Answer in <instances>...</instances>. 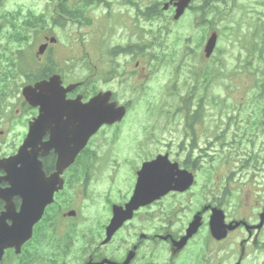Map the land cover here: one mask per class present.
<instances>
[{"label":"flooded vegetation","instance_id":"1","mask_svg":"<svg viewBox=\"0 0 264 264\" xmlns=\"http://www.w3.org/2000/svg\"><path fill=\"white\" fill-rule=\"evenodd\" d=\"M194 1L176 18L182 0H124L125 20L120 22L137 42L112 48L107 67L101 63L97 66V75L99 67L104 66L98 81L111 84L123 67L122 75L133 79L137 88H144L152 74L143 65V61L149 65L148 47L162 48L159 40L144 42V34L164 31V15L168 12L176 22L189 12L196 27L199 14L203 17L208 13L205 3L196 8ZM204 23L208 24L206 19ZM208 32L209 38L216 33L219 42L218 32ZM209 38L204 44L203 63L211 62L217 54L218 42L212 56H205ZM57 43H50L45 37L46 49L36 55V62L37 72L47 73L43 78L33 77L32 82L27 80L26 85L58 75L65 88L76 87L67 92L64 107L62 102L50 103L45 122H38L39 107L26 108L30 112L27 132L13 154L33 129V145L29 149L32 173L29 180L17 182L13 189L7 181L10 175L0 170V248L14 243L4 249L0 264H264L257 257L264 256V190L258 196L245 192L237 195L228 183L221 184L218 172L226 175L221 159L217 166L212 160L206 168L207 158L214 156L207 148L222 147L224 138V108L216 110L214 126L207 120L213 119L210 107L224 101L221 95L212 97L209 92L205 74L208 71L195 70L196 83H177L174 115L165 109L150 111L151 118L161 119V126L174 120V140H163L159 137L163 130L151 124L144 128L143 139L121 141L123 126L139 117L134 114L133 98L122 101L110 88H95L88 77L66 82L63 74L53 69ZM122 56L131 59L120 63L117 59ZM152 59L164 62L162 54L160 58L154 54ZM109 91L110 103L124 107V115L103 125L77 150L78 128L85 121L79 116L78 107ZM68 106L71 108L66 109ZM141 116L145 118L144 114ZM38 126L40 132L36 133ZM158 159L176 165L167 191L164 175L148 174L142 178L144 165ZM163 169L164 164L158 165V173ZM15 175L19 177L20 173ZM189 175L192 184L178 189ZM38 211L42 213L37 220ZM215 222H219L217 226ZM194 223L197 227L190 235ZM24 228L23 236L30 235L21 243ZM230 257L235 258L231 263Z\"/></svg>","mask_w":264,"mask_h":264},{"label":"rangeland","instance_id":"2","mask_svg":"<svg viewBox=\"0 0 264 264\" xmlns=\"http://www.w3.org/2000/svg\"><path fill=\"white\" fill-rule=\"evenodd\" d=\"M123 1L100 0L88 12L86 22L67 21L64 27H58L52 24L56 5L53 0H4L0 3V25L4 23V16L21 12L20 19L45 14L47 27L40 25L28 31L30 39L22 45L8 44L7 35L2 32L0 56L9 54L16 64L15 69L23 67L28 70L31 65L30 70L38 73L39 65L35 60L38 47L45 35L56 37L58 43L55 45L53 66L56 72L63 74L66 82L88 77L95 88H110L119 94L122 101L133 98L134 114L139 117L131 125L123 126L121 141L143 139L144 128L151 124L163 130L159 134L163 140H174V120L161 126L158 121L161 119L151 118L150 111L165 109L174 115L177 83L184 80L196 83L194 71L206 69L209 92L212 97L221 95L224 99L222 104L210 107L213 119L217 116L216 110L224 108L221 118L224 138L222 147L214 145L212 149L207 148L214 156L207 158L206 168L212 160L213 166H217L221 159L226 167V175H223L224 171L222 174L218 172L222 176L221 184L228 183L237 195L245 192L258 196L259 191L264 190V0H230L226 4L213 5L210 1L195 0L193 5L199 8L205 3L204 10L208 13L203 17L199 14L196 27L189 12L179 22L168 12L164 15V31L144 34V42L150 44L159 40L162 44L161 49L148 47L146 59L149 65L145 61L143 65L152 74L144 88H137L138 84L133 79L123 76V67L111 84L98 81L104 66L99 67L98 75L97 66L99 63L106 66L111 61L112 48L137 42L135 35L130 36L120 22L125 20L126 6ZM161 1L166 3L169 0ZM204 19L208 24L204 23ZM210 29L219 34L217 54L211 62L203 63L204 44L209 38ZM154 54L159 58L162 54L164 62L157 63L152 59ZM130 59L122 56L117 60L122 63ZM8 70L15 73L12 69ZM5 72V68L0 67V75ZM13 84L12 93L0 108V158L12 155L17 150L26 135L30 118L21 95L27 79L16 76ZM89 86L92 87V84ZM213 119H207L209 124L213 122L212 126L216 123V119ZM213 172H216L215 169ZM257 257L263 263L264 256ZM232 260L235 258L230 257L229 262Z\"/></svg>","mask_w":264,"mask_h":264},{"label":"water","instance_id":"3","mask_svg":"<svg viewBox=\"0 0 264 264\" xmlns=\"http://www.w3.org/2000/svg\"><path fill=\"white\" fill-rule=\"evenodd\" d=\"M191 0H183L180 4L176 18H179L186 7L189 5ZM217 43V35L213 34L209 39L206 47L205 53L206 57H210L213 53ZM45 46L40 47V53L43 54L45 50ZM76 86H70L65 88L62 85L61 78L57 75L53 76L49 80H44L41 82L36 83L34 86H27L23 90V97L25 98L26 102L33 106L39 107L41 109V115L38 122H45V118L47 117V108L50 107V103L57 104L62 102V106L64 107V100L67 92L71 91ZM111 93H101L96 97L92 98L88 103L84 105H80L79 109V116L84 117L85 121H82L79 125L78 132H79V147L77 150H80L84 145H86L89 138L96 133L104 124H112L115 121L121 119L124 115V107H117L116 103L111 104ZM71 108L70 106L66 107V109ZM118 108V109H116ZM45 129V127H44ZM40 132V126H38L36 133ZM34 135L33 129L30 131L28 137L26 138L24 144L20 148L17 155L10 157L8 159L0 160V170H4L10 176L7 178V181L14 187L15 184L19 181H26L29 180L30 174L32 173L31 165L32 162L30 159V147L33 145L32 136ZM164 164V169L160 170L158 173V165L162 166ZM21 166V169L18 170V166ZM66 165V164H64ZM176 165H170L167 163L165 159H158L153 163H149L144 165L142 175L144 178L148 174H162L165 177V190L167 191L170 189V182H172V174ZM19 177L15 174H19ZM171 177V179H168ZM182 182V181H181ZM184 182V181H183ZM192 184V177L191 175L185 180L182 186H178V189H186ZM26 197H29L28 189L26 193ZM26 210L29 211V203H26ZM27 212V211H26ZM42 211H38L37 216L41 215ZM37 218V219H38ZM196 223V222H195ZM194 223V224H195ZM219 222H215V226L218 225ZM193 224V225H194ZM192 225L190 229V235L195 231L197 224L194 226ZM31 227V226H30ZM25 231V228L22 229V236ZM31 231V230H30ZM27 234V230H26ZM30 234L21 237V243H23L26 239H28ZM14 246L13 242H10L8 245H4L0 248V258L3 256L4 249L8 247Z\"/></svg>","mask_w":264,"mask_h":264},{"label":"trees","instance_id":"4","mask_svg":"<svg viewBox=\"0 0 264 264\" xmlns=\"http://www.w3.org/2000/svg\"><path fill=\"white\" fill-rule=\"evenodd\" d=\"M4 0H0V3H3ZM55 5L54 13L52 15V24L58 27H64L67 21L71 22H81L86 21L89 16L88 12L94 4H98V0H53ZM226 0H212L211 4L224 2ZM209 2V1H207ZM11 15L4 16L3 25H0V34L3 32V35H7V43L10 44H19L22 45L29 41L28 31L38 27L40 25L47 27L46 16L39 17H24L19 18L21 12L15 14L10 13ZM6 54V53H5ZM3 54L0 56V67L5 68L6 72L0 75V108L1 104L6 101L9 95L12 93V85L15 82L16 76L25 77L28 82H32L33 77L39 78L44 77L47 71L43 70L34 75V72L30 70L31 65L28 66V70L23 67L16 68V64L10 59L9 54ZM19 54H22L19 52ZM5 55V56H4ZM21 59V56L18 58ZM6 67H5V66ZM12 69L14 72H9L8 69ZM53 69H55L53 67ZM28 71V72H27ZM30 71V72H29ZM264 88V84L262 86Z\"/></svg>","mask_w":264,"mask_h":264}]
</instances>
